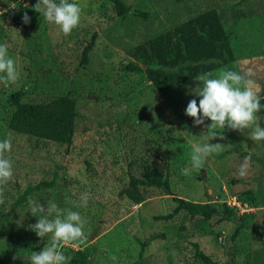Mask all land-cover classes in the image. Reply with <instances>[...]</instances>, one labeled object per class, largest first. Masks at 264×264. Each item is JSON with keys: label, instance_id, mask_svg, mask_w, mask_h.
Returning <instances> with one entry per match:
<instances>
[{"label": "rangeland", "instance_id": "obj_1", "mask_svg": "<svg viewBox=\"0 0 264 264\" xmlns=\"http://www.w3.org/2000/svg\"><path fill=\"white\" fill-rule=\"evenodd\" d=\"M122 1L149 17L142 20L129 14L121 20L112 12L109 0H69L80 5L81 23L65 36L59 26L36 11L37 0H0V44H7L8 55L16 61L20 73L16 84L0 87V141L9 140L12 144L6 156L12 161L14 172L3 186L0 251L11 244L15 260L31 264L33 249L39 252L51 243L50 237L41 239L31 230L40 215L34 217L30 211L29 200H33L45 207L55 203L60 209L77 211L86 218L87 242L79 248L65 246L59 250L83 251L90 258L88 264H206L194 259L193 244L213 264H225L231 252L237 264H264V205L250 208L237 200L238 194L250 190L264 204L263 141H253L251 130L241 134L216 128L207 133L204 125L195 127L185 110L188 102L196 98L190 95L196 82L188 83V90L177 94L172 91L166 98L153 95L144 77L127 76L119 70L130 59L127 51L138 42L213 7L232 32L231 47L236 56L235 62L223 69L246 74L257 85L255 91L261 97L264 0ZM9 2L15 3L16 8L9 7ZM23 8L28 10L30 24L22 22L19 13ZM13 14L18 15L19 23L13 22ZM235 20L239 23L233 25ZM93 33L97 39L88 63L77 67L82 49ZM24 69L26 78L21 72ZM220 70L211 73L215 75ZM21 88L28 92V101L67 93L76 99L75 141L68 154L62 146L35 144L6 130L8 109L3 93L9 95ZM177 97L181 101L174 106ZM177 113L184 117L183 121ZM210 124L206 121V125ZM213 133L225 138L214 139ZM229 137L241 143V152L234 150ZM194 143H220L225 147L209 156L202 169L184 175L183 168L191 169ZM248 156L251 159L242 176L240 168ZM85 161L90 162L89 168ZM146 163L169 176L174 197L237 205L235 219L229 222L215 216L203 222L181 212L167 222L156 220L155 217L172 212L176 206L173 196L150 188L145 190V201L136 205L121 195L128 186L127 173L141 176V166ZM52 181L53 186L32 191L23 204L13 207L27 187ZM83 193H88L87 207L81 206ZM242 218L252 223V228H239ZM238 228V235L232 240Z\"/></svg>", "mask_w": 264, "mask_h": 264}, {"label": "trees", "instance_id": "obj_2", "mask_svg": "<svg viewBox=\"0 0 264 264\" xmlns=\"http://www.w3.org/2000/svg\"><path fill=\"white\" fill-rule=\"evenodd\" d=\"M109 2L112 5V12L121 20H125L129 14L142 20L149 17L143 11L132 10L122 0H109ZM102 5L105 8L103 3ZM25 12H28L27 8L21 9L19 14L23 16ZM12 19L14 23H19L17 14H13ZM236 23H239V21L235 20L232 24L235 25ZM1 29L5 30L4 26ZM1 35L2 32H0ZM231 37L232 32L227 29L220 19L217 9L210 7L187 19H180V22L174 27H166L157 34H152L138 42L137 45L127 51L130 59H127L126 64L120 65L119 70L127 76L139 75L142 78L144 77L150 83L148 87L153 95L158 94L161 97L168 98L172 91L177 94L178 91L188 90L186 85L188 86V83L193 85L195 82L193 80L198 75L211 73L218 69L222 70L223 67H230L236 60L231 47ZM96 39L97 34L93 33L82 49L77 67L88 63L89 53L94 48ZM21 72L26 78L27 71L24 69ZM39 89V91H42V88ZM3 94L7 100L8 111L5 128L8 132L25 137L29 142L34 141L35 144L40 142L62 146L65 154L69 153L75 141V120L78 115L75 98L67 93L54 95L48 100L29 99L28 101V92L23 88L9 95ZM180 101L181 99L177 97L174 106H177ZM261 104L264 106V95L261 96ZM258 116L259 125L264 128V107H262ZM177 117L182 121L184 120V117L179 113H177ZM229 138L231 143L234 144V150L241 152V143L233 142L231 137ZM242 155L245 156V153H242ZM85 164L88 168L90 167V162L85 161ZM130 165L134 164L130 163ZM141 168V176H136L131 172L127 173L128 186L122 189L121 195L127 198L130 203L136 205L145 201V190L150 188L162 191L165 196H173L172 199L176 206L172 212L159 215L155 217L156 220L167 222L181 212L185 215L188 214L190 217L201 218L203 222H209L215 216L229 222L235 219L236 213H238L237 205L211 200L199 203L176 198L172 194L169 176L147 163L142 165ZM54 183L55 181H52L51 183H40L34 187H27L25 193L15 199L13 207L23 204L32 191L42 186L51 187ZM261 192H264V189ZM237 200L241 205H248L250 208L264 205L255 198L253 191L250 190L238 194ZM240 221L242 227L239 228H252L253 226L252 223L245 221L243 218ZM239 228L232 240L237 237ZM192 246L194 247L195 260L213 264L211 259L199 250L197 244ZM33 250L36 251V249ZM64 254L70 257L74 264H88L90 259L87 254L80 250ZM14 257H16V253L13 251L12 245L7 244L6 248L0 251V264H19L13 259ZM225 264H237L234 252L230 253L228 262Z\"/></svg>", "mask_w": 264, "mask_h": 264}, {"label": "clouds", "instance_id": "obj_3", "mask_svg": "<svg viewBox=\"0 0 264 264\" xmlns=\"http://www.w3.org/2000/svg\"><path fill=\"white\" fill-rule=\"evenodd\" d=\"M9 7L15 9L16 4L9 2ZM37 12L55 25L59 26L65 36L70 35L81 23V7L76 2L69 0H37ZM24 24H30L31 18L27 12L22 17ZM20 79L16 61L8 55L7 44H0V87L14 85ZM196 86L190 90L193 98L188 102L185 115L192 118L194 126L204 125L207 133L211 129H231L241 134L250 131L253 141H264V128L259 125V116L262 107L261 97L255 91L257 85L246 74H240L229 69H222L215 75L203 73L195 78ZM206 121H211L206 125ZM213 138L223 140V135ZM191 169H182L184 175H189L191 170H199L207 163L208 157L218 153L225 146L220 143L192 144ZM12 144L9 140L0 141V204L4 201L3 186L13 177L12 161L6 156L10 153ZM250 156L245 157L241 165L240 175L246 174ZM83 207L88 206V193L81 196ZM30 211L33 216L39 215L38 221L32 226L41 239L50 237L51 243L41 251L33 252L31 264H71V258L66 256L62 247L70 246L79 248L87 242L84 231L87 220L79 212L71 209H60L55 203L45 205L29 200ZM15 259V257L13 258ZM113 259H115L113 257Z\"/></svg>", "mask_w": 264, "mask_h": 264}, {"label": "water", "instance_id": "obj_4", "mask_svg": "<svg viewBox=\"0 0 264 264\" xmlns=\"http://www.w3.org/2000/svg\"><path fill=\"white\" fill-rule=\"evenodd\" d=\"M159 102V101H158Z\"/></svg>", "mask_w": 264, "mask_h": 264}]
</instances>
